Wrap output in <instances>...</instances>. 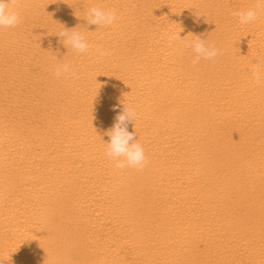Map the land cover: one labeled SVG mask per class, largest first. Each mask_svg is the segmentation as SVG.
I'll use <instances>...</instances> for the list:
<instances>
[{"label": "bare ground", "instance_id": "6f19581e", "mask_svg": "<svg viewBox=\"0 0 264 264\" xmlns=\"http://www.w3.org/2000/svg\"><path fill=\"white\" fill-rule=\"evenodd\" d=\"M92 4L116 23L89 25ZM254 5L16 0L22 22L0 29V264H264V80L250 73L264 69V11L232 15ZM64 27L89 53L60 42ZM179 32L223 55L194 65L169 43ZM58 62L79 78H57ZM124 103L142 170L105 154Z\"/></svg>", "mask_w": 264, "mask_h": 264}, {"label": "clouds", "instance_id": "9594fccd", "mask_svg": "<svg viewBox=\"0 0 264 264\" xmlns=\"http://www.w3.org/2000/svg\"><path fill=\"white\" fill-rule=\"evenodd\" d=\"M15 5L16 0H0V29L15 28L22 22L20 11ZM84 11V20L89 25L107 28L114 25L119 18L115 9L104 8L96 4L88 6ZM261 11H264V0H255L253 7L241 8L234 11L232 15L238 19L240 25H247L255 22ZM55 35L60 38V42L68 50L71 49L78 54H87L93 48L86 35L77 30V27L72 29L64 27ZM186 37L181 38L179 32L170 35L168 40L169 43L180 41L184 47L190 48L194 54L192 61L194 65L198 64L201 59L214 60L223 55V51L216 46L215 42H210L207 38L204 39L194 35L192 39L188 40ZM95 51L100 56L108 55L100 46H96ZM250 73L255 83L260 84L264 80V69L261 65H252ZM54 75L57 78L66 80L79 78L78 70L69 62H58L54 67ZM138 118L139 113L136 108L124 103L123 110L117 114L113 126L106 132L109 141L105 142V154L118 169L134 168L142 170L147 164L144 148L139 139H136V131L134 133L128 130L129 123H135Z\"/></svg>", "mask_w": 264, "mask_h": 264}]
</instances>
